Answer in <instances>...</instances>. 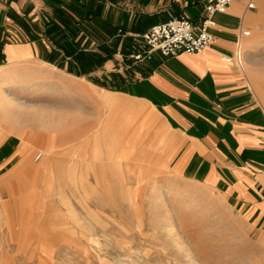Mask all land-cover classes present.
<instances>
[{
    "label": "rangeland",
    "instance_id": "374dc122",
    "mask_svg": "<svg viewBox=\"0 0 264 264\" xmlns=\"http://www.w3.org/2000/svg\"><path fill=\"white\" fill-rule=\"evenodd\" d=\"M250 1L235 51L264 107V0ZM69 33L52 34L68 56L58 69L10 64L0 79L20 78L0 104V264H264V218L202 160L179 161L167 123L140 136L137 115L106 95L135 77L140 34L91 55Z\"/></svg>",
    "mask_w": 264,
    "mask_h": 264
},
{
    "label": "crops",
    "instance_id": "0c3cea01",
    "mask_svg": "<svg viewBox=\"0 0 264 264\" xmlns=\"http://www.w3.org/2000/svg\"><path fill=\"white\" fill-rule=\"evenodd\" d=\"M249 1L232 0L225 12L214 14L210 31L216 39L208 47L170 56L153 52L139 62L131 57L127 67L135 77L124 91L105 93L137 115L140 136L147 123L156 127L167 123L179 138V161L202 160L209 169L207 176L223 178L237 200L264 218V107L235 59L239 31L252 11ZM206 2L0 0V79L11 74L10 64L26 62L52 69L63 65L68 56L61 43L52 40L55 32L67 33L69 40V31H74V40L80 39L75 50L91 55L103 43L113 50L126 49L137 35L170 16L184 14L201 24ZM61 75L59 89L66 88L68 78ZM19 79L8 81L7 89L0 80V104H11L5 92ZM28 80L40 82L39 75ZM43 86L47 90L49 84ZM71 87L68 92L84 90L81 84Z\"/></svg>",
    "mask_w": 264,
    "mask_h": 264
},
{
    "label": "built area",
    "instance_id": "2783aa9c",
    "mask_svg": "<svg viewBox=\"0 0 264 264\" xmlns=\"http://www.w3.org/2000/svg\"><path fill=\"white\" fill-rule=\"evenodd\" d=\"M232 0H207L205 17L201 24L196 25L186 15L170 16L164 21L155 23L142 32L139 47L131 54L135 62L149 59L153 52L162 56L176 55L181 51L189 53L208 47L216 39L210 27L214 24L213 16L225 12ZM254 6L253 1L247 3L248 8ZM242 34L247 35L248 30L242 29ZM239 45L236 52V62L241 64ZM264 138V136H263ZM41 152L35 155L39 158Z\"/></svg>",
    "mask_w": 264,
    "mask_h": 264
},
{
    "label": "bare ground",
    "instance_id": "6f19581e",
    "mask_svg": "<svg viewBox=\"0 0 264 264\" xmlns=\"http://www.w3.org/2000/svg\"><path fill=\"white\" fill-rule=\"evenodd\" d=\"M248 33H249V31H248ZM239 49V48H238ZM239 52H240V49H239ZM12 84H14V83H10V85H12ZM190 263L191 264H196V261L194 260V259H192L191 261H190Z\"/></svg>",
    "mask_w": 264,
    "mask_h": 264
},
{
    "label": "trees",
    "instance_id": "16d2710c",
    "mask_svg": "<svg viewBox=\"0 0 264 264\" xmlns=\"http://www.w3.org/2000/svg\"><path fill=\"white\" fill-rule=\"evenodd\" d=\"M80 53H81V52H80ZM80 53H79V54H80ZM77 56H78V55H77Z\"/></svg>",
    "mask_w": 264,
    "mask_h": 264
}]
</instances>
